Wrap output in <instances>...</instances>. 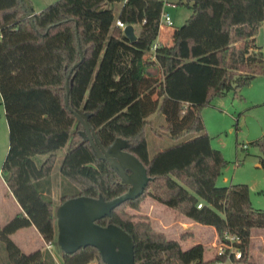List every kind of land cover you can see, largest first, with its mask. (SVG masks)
Here are the masks:
<instances>
[{"label":"trees","instance_id":"16d2710c","mask_svg":"<svg viewBox=\"0 0 264 264\" xmlns=\"http://www.w3.org/2000/svg\"><path fill=\"white\" fill-rule=\"evenodd\" d=\"M185 2L191 14L174 29L171 46L157 48L156 60L162 61L153 74L149 49L162 1L57 0L34 13L25 0H0V99L7 128L0 178L20 209L0 226V264H54L45 249L24 254L9 237L32 227L44 244L55 242L49 176L59 149L66 146L58 169L59 204L76 197L107 202L130 188L95 157L73 113L86 118L103 150L122 140V151L145 170L142 194L95 222L129 237L134 264L214 262L203 260L200 245L182 250L178 241L155 231L147 217L126 212L138 211L145 198L213 228L218 239L223 231L237 236V264H252L249 235L264 230V211L250 206L245 185L215 186L226 163L210 147L199 113L212 98L235 93L263 74L254 37L264 22V0ZM115 4H120L116 14ZM115 20L136 28L134 42L114 26ZM155 112L164 118L173 145L149 157L145 128ZM249 144L259 149L264 167V137ZM38 156L44 159L37 164ZM60 257L61 264H103L92 247L70 255L60 251Z\"/></svg>","mask_w":264,"mask_h":264},{"label":"rangeland","instance_id":"374dc122","mask_svg":"<svg viewBox=\"0 0 264 264\" xmlns=\"http://www.w3.org/2000/svg\"><path fill=\"white\" fill-rule=\"evenodd\" d=\"M25 1L29 4L34 13H39L42 9L57 0ZM185 4V0L163 1L162 14H166L169 17L174 29L181 26L191 14V10ZM119 8L120 4L111 6L114 14L117 13ZM170 29L171 28L169 27L166 28L169 34L171 33ZM255 44L260 49L264 65V27L258 31V34L255 37ZM160 55L161 54H159V57ZM157 61L158 60L155 59V62H153L154 69H150V72L153 74L156 72L158 65L161 64L162 60L160 58L159 61ZM199 115L203 122L205 132L209 137L210 147L219 151L226 163L225 167L221 170L215 180V186L220 188L236 184L245 185L248 189L250 206L255 210L264 211V167L259 163V149L246 142V128L244 126V118H252L259 126L261 136L264 137V69L263 74L256 76L248 86L236 90L235 93L230 90L221 97L212 98L209 105L200 110ZM147 120L151 123L145 128V140L147 154L151 157L158 151V149H165L173 145V142L168 137L167 131L165 130V121L160 113H153ZM6 149L7 129L0 109V168ZM65 152L66 146L55 152V161L53 162L49 176L50 197L55 200V202L52 203L54 212L59 206L60 178L58 169ZM42 159H44V156H38L34 158V161L38 164ZM125 173L129 174L127 170H125ZM64 188H66L65 193L70 194L69 191L71 188L66 185ZM150 202L151 200L149 198H145L141 203L142 207L138 211L135 212L127 209L126 212L130 215L143 216V213L147 212V204ZM15 213L16 205L8 195V192H6V189L0 180V226H3L12 219L15 216ZM152 228L155 231L159 230V226L156 222L153 223ZM25 232L27 233L24 235V238L30 240L32 248L29 250L23 249L24 252L35 249L34 247L36 246L34 245H37V238L34 233L29 230ZM262 232H264V230ZM19 238L20 237H17L15 240L18 241ZM262 239H264V236H262ZM176 240H179L178 236ZM19 243V245H23L24 242ZM52 245L54 246L56 253L60 255V250L55 242H53ZM50 249L51 246L49 251ZM253 251L255 253L257 249L254 248ZM209 252L212 254L214 250L211 248ZM248 256L249 261L252 264H264V256H257V261L253 260V257H251L249 253V247ZM90 264L96 263L92 262Z\"/></svg>","mask_w":264,"mask_h":264},{"label":"water","instance_id":"95a60500","mask_svg":"<svg viewBox=\"0 0 264 264\" xmlns=\"http://www.w3.org/2000/svg\"><path fill=\"white\" fill-rule=\"evenodd\" d=\"M123 36L134 42L136 36L133 27L125 26L121 30ZM79 58L81 52L78 49ZM76 67L73 65L72 69ZM68 82H65L64 106L68 104ZM73 116L82 128L81 137L90 145L95 157L108 163L117 174L121 184L128 185L129 190L105 202L101 197L97 199L76 197L67 199L55 209V244L59 250L67 255L85 247L94 248L103 264H134L132 244L129 237L115 226L101 227L96 221L109 217L110 212L125 201H132L140 196L146 187L148 178L142 165L131 155L122 151L126 147L122 140H115L106 150H103L94 134L86 124V118L78 113ZM246 128V142H254L261 137V130L257 123L249 117L244 118ZM125 170L129 174L125 173Z\"/></svg>","mask_w":264,"mask_h":264},{"label":"crops","instance_id":"0c3cea01","mask_svg":"<svg viewBox=\"0 0 264 264\" xmlns=\"http://www.w3.org/2000/svg\"><path fill=\"white\" fill-rule=\"evenodd\" d=\"M159 1L163 2L165 0H159ZM263 27H264V22L260 24L257 30V34H258V31L263 29ZM166 28L167 26H165L164 24L162 25L159 24L156 28V32L154 35V43H156L159 46V48H168L172 44V39L174 37V28L172 27V25L169 27L171 28L170 34L167 32ZM133 31L135 34V32L137 31L135 27H133ZM255 37H254V42H255ZM0 107H1L0 109H1L2 115L4 117V110L1 104V99H0ZM158 151H160V149H158ZM54 161H55V158H54ZM2 184L4 188L6 189V192H8L3 182ZM8 195L11 197L9 192H8ZM11 199L12 201H14L12 197ZM51 202L52 203L55 202V200H53L52 197H51ZM15 205H16V213H15L16 215L20 213V209L16 203ZM147 205H148L147 212L143 213V216L147 217V219L149 220L152 226H153V223L155 222L157 223V225L159 226V230L157 231H159L160 233H163L170 240H176L177 236L179 238V235L187 234V238L184 239V241L176 240L178 241L180 248L182 250H186L189 247L198 244L202 247L203 260L204 261L214 260V252H215L214 246L217 243L218 238L217 236H215L216 234L213 228L192 223L186 220L185 218H183L182 216L176 215L171 209H168L153 200H151V202L148 203ZM141 207H142V204L140 205V208ZM28 230L34 233V235L36 236L37 245H34L36 246L34 247L35 249L24 252L23 249L29 250L30 248H32L31 247L32 244L30 240L29 239L27 240V238H24V235L27 233L25 231H28ZM262 231L263 230L254 229L250 231V235H249V253L251 257H253V260H256V261H257L256 259L257 256L258 257L264 256V239H262V236H264V232ZM17 237H20L18 241L15 240V238ZM9 239L24 254L31 253L35 250L46 249L45 248L46 245L42 242L41 238L39 237V235L36 233V231L32 227H28V228H24V229L16 231L9 237ZM19 242H24V243L23 245H19L20 244ZM50 246H51V249L49 252H50V255L52 256L54 264H61L60 255L56 253L52 243H50ZM211 248L214 250L212 254L209 252ZM254 248L257 249L255 253L253 251Z\"/></svg>","mask_w":264,"mask_h":264},{"label":"built area","instance_id":"2783aa9c","mask_svg":"<svg viewBox=\"0 0 264 264\" xmlns=\"http://www.w3.org/2000/svg\"><path fill=\"white\" fill-rule=\"evenodd\" d=\"M159 24H164L167 27L171 26V22L169 17L166 14H162L160 16ZM114 26L122 30L125 25H123L120 21L115 20ZM159 46L156 43H153L149 49V61L155 62V52ZM244 148V147H243ZM200 205H197L198 209ZM239 244V239L237 236L230 234L226 231H223L220 235V239H217V243L214 246V262L213 264H237L240 260V251L237 247ZM46 251L49 252L50 243L45 244ZM50 253V252H49Z\"/></svg>","mask_w":264,"mask_h":264}]
</instances>
